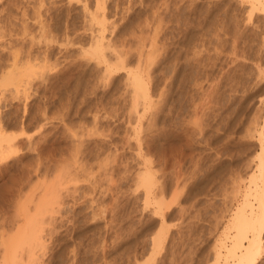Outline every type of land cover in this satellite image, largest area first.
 Instances as JSON below:
<instances>
[{"label": "rangeland", "instance_id": "374dc122", "mask_svg": "<svg viewBox=\"0 0 264 264\" xmlns=\"http://www.w3.org/2000/svg\"><path fill=\"white\" fill-rule=\"evenodd\" d=\"M39 1L0 0V54L8 50L10 42L19 59L26 61L28 57L26 65L23 60L20 63H44L42 69L47 66L44 73L48 71L44 76L47 86L43 84L37 93L32 88V98L27 102L14 99L10 91L0 87V126L6 134L21 140L14 150L23 149L12 150L3 161L7 163L0 162V221L13 218L22 208L33 214L35 200L59 193L60 209L52 213L55 223L44 226H53L54 233L49 239L44 233L46 249L36 264H212L217 242L223 239L229 244L223 229L243 201L260 152L258 135L264 126V0H257V9L253 10L254 0H107L103 26L96 19L84 17L88 13L81 8L82 0H72L71 4L67 0H44L38 8ZM87 2H92L89 9H94V0ZM47 9H52L51 19L44 14ZM38 19L47 26L42 27L44 31L39 29ZM53 22L57 24L55 29L50 25ZM95 28L103 37L113 39L117 50L122 46L120 50L127 49L129 66L148 86V106L143 112V105L138 106L141 113L136 134L132 94L124 86L128 82L126 71L120 69L103 82L100 75L104 63L90 59L87 52L84 55L89 58L80 54L84 48L90 50L89 39L98 34L92 31ZM46 30L49 36L44 37ZM55 37L62 43L45 41ZM66 37L71 43L65 42ZM29 40L31 46L39 44L38 48L36 44L30 46L35 52L28 49L34 59L25 50ZM39 48L45 59L38 54ZM139 54L143 61L140 67L136 62ZM26 69L22 73L26 74ZM48 82L54 86L50 88ZM44 87L48 90L43 93ZM24 139L32 140L35 147L27 150ZM141 170L153 173V181H157L147 199L145 189L138 186ZM158 196L164 198L160 204ZM249 201L256 208L252 197ZM7 224L4 230L10 226ZM260 240L255 264H264V233ZM220 261L229 263L223 258Z\"/></svg>", "mask_w": 264, "mask_h": 264}, {"label": "bare ground", "instance_id": "6f19581e", "mask_svg": "<svg viewBox=\"0 0 264 264\" xmlns=\"http://www.w3.org/2000/svg\"><path fill=\"white\" fill-rule=\"evenodd\" d=\"M44 2V0H40L38 3H39V5L41 4V5H43L44 3H40V2ZM46 1V0H45ZM75 1H80V3H81V0H75ZM107 0H94V4H93V7L92 8H94V9H89V5H92L91 3L89 4L88 2H87V0H82V3H83V6H81V8H83V11H84V13L86 14V13H88L87 15H84V17L86 18V16L89 18V21H93V20H95V22L98 20V23L101 25V26H103V23H104V21H105V15L106 14H104V12H103V10H104V8H105V2H106ZM252 1V0H251ZM257 0H254V2H252L251 3V9L253 10V9H255V7H256V9H257V6H255V2H256ZM50 2V1H49ZM53 2V0L51 1V3ZM56 2V1H55ZM71 2H72V0H67L66 1V3H68V4H71ZM79 3V4H80ZM88 3V4H87ZM116 3V2H115ZM35 4V3H34ZM50 3H48V5H49ZM58 4V3H57ZM117 4V3H116ZM38 6V8L40 7H42V6ZM66 5V4H65ZM110 5H111V3H110ZM126 5V4H125ZM246 5V4H245ZM258 5V4H257ZM36 6V7H37ZM56 7H57V5H55ZM54 6V7H55ZM60 6V5H59ZM122 6V5H121ZM33 7H35V6H33ZM46 7L47 6H45V9H46ZM53 7V6H52ZM53 7V8H54ZM55 7V9H57ZM62 7H64V6H62ZM67 7H68V5H67ZM79 7H80V5H79ZM115 7H117V6H115ZM114 7V8H115ZM128 7V6H127ZM66 8V7H65ZM190 8V7H189ZM35 9H37V8H35ZM64 9V8H63ZM62 9V10H63ZM106 9H108V8H106ZM43 10V9H42ZM72 10V9H71ZM115 10V9H114ZM130 10V9H129ZM37 11H39V10H37ZM45 11V10H44ZM43 11V12H44ZM51 11H52V9H51ZM50 11V12H51ZM55 11V10H54ZM80 11V10H79ZM86 11V12H85ZM110 11H111V9H110ZM125 11V10H124ZM50 12H48V9H47V13H46V11H45V13L44 14H49L48 15V17L47 18H50L51 19V16L50 15H52V13L50 14ZM56 12V11H55ZM61 12V11H60ZM248 12V11H247ZM252 12V11H251ZM37 14H38V12H36ZM62 13V12H61ZM83 13V14H84ZM30 14V13H29ZM54 14V13H53ZM58 14V13H57ZM60 14V13H59ZM58 14V15H59ZM121 14V13H120ZM138 14V13H137ZM50 16V17H49ZM250 16V15H249ZM40 17H43V20H44V16H40ZM55 17H57V16H55ZM54 17V18H55ZM63 17V16H62ZM61 17V18H62ZM35 18H36V16H35ZM53 18V17H52ZM58 18V17H57ZM64 18V17H63ZM83 18V17H82ZM87 18V19H88ZM248 18H250V17H248ZM56 19V18H55ZM55 19H54V21H55ZM60 19V18H59ZM86 19V20H87ZM107 19V18H106ZM58 20V19H57ZM57 20H56V23H57ZM64 20V19H63ZM84 20V19H83ZM33 21V20H32ZM38 21H39V19H38ZM47 21V20H46ZM51 21H53V20H51ZM59 21V20H58ZM85 21V20H84ZM88 21V20H87ZM86 21V22H87ZM48 22V21H47ZM60 22V21H59ZM59 22H58V24H59ZM62 22V21H61ZM83 22V21H82ZM107 22H109L108 20H107ZM38 23V25L40 26V28L39 29H41L42 27H43V23H42V20L41 21H39V22H37ZM54 23V22H53ZM64 23V22H63ZM93 24L94 22H89L88 24ZM5 24V23H4ZM98 24V25H99ZM12 25V24H11ZM20 25H21V23H20ZM47 25V24H46ZM50 25H53V27H54V25H57V24H50ZM114 25V24H113ZM183 25V24H182ZM39 26H36V27H39ZM90 27H91V25H89ZM93 26V25H92ZM95 26V25H94ZM187 26V25H186ZM185 26V27H186ZM21 27V26H20ZM23 27V26H22ZM21 27V28H22ZM46 28H47V26H45ZM45 27H43V28H45ZM52 27V26H51ZM63 27V26H62ZM66 27V26H65ZM64 27V28H65ZM75 26H73L72 28H74ZM97 27V26H96ZM155 27V26H154ZM182 27V26H181ZM2 28H4V27H2ZM43 28H42V30H43ZM57 29H58V27H56ZM60 28V27H59ZM114 28V27H113ZM1 29V28H0ZM38 29V31H41V30H39ZM53 29H55V27L53 28ZM63 29V28H62ZM67 29V28H66ZM82 29V28H81ZM103 29V28H102ZM155 29V28H154ZM23 30V29H22ZM36 30V29H35ZM50 30V29H49ZM49 30H48V32H49ZM58 30H61V29H58ZM85 30V29H84ZM100 30V29H99ZM110 30V29H109ZM114 30V29H113ZM186 30V29H185ZM44 31V30H43ZM43 31H41V32H43ZM51 31V30H50ZM54 31V30H53ZM52 31V32H53ZM56 31V30H55ZM54 31V32H55ZM62 31H64V30H62ZM94 33L97 31L96 30V28H95V31L94 30H92ZM100 31H102V30H100ZM5 32V31H4ZM37 32V31H36ZM40 32V33H41ZM51 32V33H52ZM65 32V31H64ZM98 32V31H97ZM111 32V31H110ZM171 32V31H170ZM46 33V34H45ZM61 33V32H60ZM67 33V32H66ZM81 33V32H80ZM6 34V33H5ZM43 34H45V35H43L44 37H47V30H46V32H44ZM52 34H54V33H52ZM57 34V33H56ZM58 34H59V32H58ZM77 34V33H76ZM103 34V33H102ZM101 34V32H98V34L96 33L94 36L92 35V37H91V39H89L90 40V44H89V42H88V44H89V48H90V50H85V48H84V51H82L81 50V52H83V53H80V54H83V56H87L88 55V53H89V55H90V57H92V58H90V59H93V58H95V60H97V61H99V60H101L103 63H104V65H103V74H101L100 75V77L101 76H103L102 78H100V79H102L103 80V82L107 79V81L109 80V79H111L112 77H113V74H115L118 70H120V69H124L126 72H125V80H127L128 82H126V81H124V83L126 82V84L124 85L125 86V89H126V85H127V87L129 88L128 90H130V92H128L127 91V93H131L132 95H131V100H132V109H133V112H134V114H135V119H136V121H135V125L136 124H139L140 123V121H139V119H140V109H138V106H142L143 105V108L141 109V111L143 112V111H145V107H147L148 105H146V101H147V99L149 98V89H148V86H147V84H146V81L143 79V77L140 75V74H138V72H136L137 70L135 69L134 70V68H131V66H129V59L130 58H128V51H126L127 49H125V50H120V49H122L123 48V46H122V48H120L119 50H117V48L116 47H118V46H115L116 44H115V42H111V41H113V39L111 40V39H107L105 36L103 37V35ZM112 34V33H111ZM110 34V35H111ZM176 34H178L177 32H176ZM3 35V34H2ZM22 35V34H21ZM23 35H25L24 34V32H23ZM62 35V34H61ZM65 35V34H64ZM73 35V34H72ZM80 35V34H79ZM89 35H91V34H89ZM107 35V34H106ZM27 36H29V35H27ZM35 36V35H34ZM38 36H40V35H38ZM49 36V35H48ZM50 36H52V38H53V35H50ZM56 36V35H55ZM60 36V35H59ZM67 36V35H66ZM2 37V36H1ZM0 37V38H1ZM44 37H42V38H44ZM72 37V36H71ZM154 37V36H153ZM48 38H50V37H48ZM77 38V37H76ZM88 38H90V37H88ZM106 38V39H105ZM23 39V38H22ZM34 39V38H33ZM38 39V38H37ZM61 39H63V38H61ZM65 39V38H64ZM64 39H63V43H64ZM75 39V38H74ZM86 39V38H85ZM156 39V38H155ZM175 39V38H174ZM174 39H173V41H174ZM189 39V38H188ZM31 40V39H30ZM30 40H29V47H27V49L25 48V50L26 51H28V49L29 48H31L32 46H34L36 43H34V45H30V44H32L31 42H30ZM48 41V42H50L51 44H53V43H58V40L59 39H56V37H55V39H45V41ZM70 40H71V38H70ZM70 40H69V38H67L66 37V39H65V42L67 41V43L69 42V43H71L70 42ZM124 40V39H123ZM182 40V39H181ZM192 40V39H191ZM235 40V39H234ZM2 41H3V39H2ZM22 41V40H21ZM26 41H28V40H26ZM31 41H33V40H31ZM60 41V40H59ZM61 43H62V41H60ZM120 42V41H119ZM186 42V41H185ZM184 42V43H185ZM191 42V41H190ZM22 43V42H21ZM49 43V44H50ZM112 43H114V45L113 46H115V49H114V47L112 46ZM117 43V42H116ZM215 43V42H214ZM6 44V43H5ZM45 44V46H49L48 45V43L47 42H45L44 43ZM43 44V45H44ZM59 44V43H58ZM64 44H66V43H64ZM74 44V43H73ZM119 44V43H118ZM187 44V43H186ZM9 45H10V47L8 46V45H6V46H4V47H9V48H11L13 45H11L10 44V42H9ZM155 45V44H154ZM2 46V45H1ZM31 46V47H30ZM35 46H37V44L35 45ZM41 46V45H40ZM52 45H50V47H51ZM61 46V45H60ZM120 46V45H119ZM191 46V45H190ZM3 47V46H2ZM24 47V46H23ZM39 47V44H38V46L36 47V48H38ZM42 48H44L43 46H41ZM68 47V46H67ZM113 47V48H112ZM201 47V46H200ZM206 47V46H205ZM9 48H8V50H9ZM34 48V47H33ZM36 48H35V50H36ZM47 48L48 47H46L45 49H43L44 51H46L47 50ZM109 48H110V50H109ZM164 48V47H163ZM179 48H180V46H179ZM198 48V47H197ZM3 49H5V48H3ZM39 49H41V48H39ZM66 49V48H65ZM75 49V48H74ZM83 49V48H82ZM108 49V50H107ZM124 49V48H123ZM129 49V48H128ZM182 49V48H181ZM200 49V48H199ZM7 50V51H8ZM34 51V49H30V51ZM38 50V49H37ZM60 50H61V47H60ZM184 50V49H183ZM196 50V49H195ZM2 50H0V52H1ZM6 50H4V52H5V54L7 53V54H9V52H7ZM24 51V50H23ZM22 51V52H23ZM42 51V49L40 50V51H38L39 53L38 54H41V58H42V53H40ZM43 51V52H44ZM50 51V50H49ZM109 51V53H107V52ZM136 51H140V50H136ZM193 51V50H192ZM200 51V50H199ZM4 52H3V54H0V60L2 61H0V87H3V90H4V88H6L5 90H8V91H10L11 92V94L13 95V98L14 99H19L20 100V98L21 99H23V100H25L26 102H27V99H29L28 97H31V94L29 93V91H31V89L32 90H34L35 92L37 91V90H39L40 88H41V86L44 84V85H46L47 86V84H46V80L48 79L47 77H44V76H46L47 75V72H46V74L44 73V70H45V67H47V66H43L44 68L42 69V64H44V63H42V64H40V63H36V64H38L37 66H35V64L30 60L31 58H33V57H31L32 55L31 54H33V53H30L29 51V57H31V58H29V63H30V61H31V63L29 64V66L27 65V66H24V65H26V63L25 62H28V57H25V58H27L26 59V61L25 60H23V59H19V58H21V57H17L18 55H16L17 53H15L14 51L12 52V48H11V53L9 54V57H7L8 55L6 54V56L4 57L3 55H5L4 54ZM21 52V53H22ZM25 52V51H24ZM35 52V51H34ZM87 52V53H86ZM152 52V51H151ZM163 52V51H162ZM161 52V53H162ZM2 53V52H1ZM13 53V54H12ZM59 53V52H58ZM60 53H62V55H63V51L62 52H60ZM84 53H86L87 55H84ZM139 53H141V51L139 52ZM196 53V52H195ZM18 54H20V53H18ZM28 54V53H27ZM26 54V55H27ZM38 54H35L34 53V55H35V58H36V60L38 59L37 58V55ZM43 54H45V53H43ZM79 54V55H80ZM142 54V53H141ZM148 54V53H147ZM25 55V56H26ZM33 55V56H34ZM46 55V54H45ZM45 55H43V57L45 56ZM48 55V54H47ZM61 55V56H62ZM67 55V54H66ZM65 55V56H66ZM78 55V56H79ZM129 55H130V53H129ZM133 55V54H132ZM149 55H151V54H149ZM153 55V54H152ZM193 55V54H192ZM200 55H201V53H200ZM2 56H3V58H8V60H7V58L6 59H2ZM28 56V55H27ZM59 56V55H58ZM60 56V57H61ZM76 56V55H75ZM82 56V57H83ZM146 56V55H145ZM148 56V55H147ZM46 57V56H45ZM45 57L44 58H42V59H45ZM69 56H67V58H68ZM84 57V58H85ZM88 58H89V56H87ZM22 58H23V55H22ZM24 58V59H25ZM48 58V57H47ZM57 58V57H56ZM63 58V57H62ZM66 57L64 58L65 60L67 59ZM78 58V57H77ZM80 58V57H79ZM78 58V59H79ZM143 58H144V56H143ZM34 59V58H33ZM32 59V60H33ZM40 59V58H39ZM42 59H40V60H42ZM60 59V58H59ZM73 59H75V58H73ZM81 59V58H80ZM136 59V58H135ZM154 59V58H153ZM189 59V58H188ZM190 59H192V57H190ZM7 60V61H6ZM20 60H23V63H24V65H23V63H20ZM65 60H62V61H64L65 62ZM83 60V59H82ZM147 60V59H146ZM25 61V62H24ZM73 61V60H72ZM84 61V60H83ZM101 61H99L98 62V64H103ZM187 61V60H186ZM198 61V60H197ZM22 62V61H21ZM44 62V61H43ZM61 62V61H60ZM96 62V61H95ZM137 63H135L134 64V67L135 66H137V65H139V67L140 66H142V65H140V64H142L141 62H143V61H141V56H140V54H139V56H138V58H137V61H136ZM173 62V61H172ZM194 62V61H193ZM33 63V64H32ZM46 63V62H45ZM68 63H72L71 61H67V64ZM73 63H74V61H73ZM75 63H76V61H75ZM187 63V62H186ZM28 64V63H27ZM32 64V65H31ZM46 64H48V62L46 63ZM59 64V63H58ZM66 63L65 64H63V65H67ZM77 64H79V62L77 63ZM97 64V63H96ZM100 64V65H101ZM137 64V65H136ZM146 64V63H145ZM183 64V63H182ZM68 65H71V64H68ZM74 65V64H73ZM72 65V66H73ZM99 65V66H100ZM149 65H150V63H149ZM188 65V64H187ZM25 67V68H22V67ZM38 66H41V67H38ZM60 66V65H59ZM198 66V65H197ZM26 69L27 67H29L28 69L29 70H27L28 72L25 74L24 72L22 73V69ZM35 67V68H34ZM61 67H62V64H61ZM64 67H66V66H64ZM69 67V66H68ZM67 67V68H68ZM139 67H135V68H139ZM32 68H34V69H32ZM39 70H38V69ZM143 68V67H142ZM62 69H64V68H62ZM133 69V70H132ZM141 69V68H140ZM16 70H18V71H16ZM20 70V71H19ZM65 70V69H64ZM122 70H120V71H122ZM147 70H148V67H147ZM57 71H59V70H57ZM68 71L69 70H67V73H68ZM74 71V70H73ZM84 71V70H83ZM141 71V70H140ZM186 71V70H185ZM16 72H18L19 74L17 75V73ZM20 72L22 73L21 75H20ZM61 72V71H60ZM75 72V71H74ZM190 72V71H189ZM29 73V74H28ZM78 73V72H77ZM28 74V75H27ZM195 74V73H194ZM22 75H25V77L23 76L22 77ZM27 75V76H26ZM96 76H99V74L97 75L96 74ZM147 76V75H146ZM48 77H49V75H48ZM193 77V76H192ZM195 78V77H194ZM53 78L51 77V82H53V84L55 83L53 80H52ZM105 79V80H104ZM190 79V78H189ZM50 80V79H49ZM48 80V81H49ZM97 80H99V79H97ZM181 81V80H180ZM199 81V80H198ZM45 82V83H44ZM197 82V81H196ZM201 82V81H200ZM49 83V82H48ZM91 83V82H90ZM168 83V82H167ZM50 84V83H49ZM193 84V83H192ZM43 85V86H44ZM52 84H50V88H52V86H54V85H52ZM79 85V84H78ZM163 85V84H162ZM9 86H11V87H9ZM49 86V85H48ZM190 86V85H189ZM9 87V88H8ZM168 87V86H167ZM200 87V86H199ZM198 87V88H199ZM48 88V87H47ZM46 87H44V89H43V93H44V90L46 89V90H48ZM49 88V89H50ZM1 89V88H0ZM164 89V88H163ZM46 90H45V92H46ZM97 90V89H96ZM125 91V90H124ZM123 91V92H124ZM197 91V90H196ZM39 92V91H38ZM41 92H42V89H41ZM40 92V93H41ZM50 92V91H49ZM126 92V91H125ZM124 92V93H125ZM161 92H163V91H161ZM161 92H160V94H161ZM37 93V92H36ZM39 93V94H40ZM5 94V93H4ZM10 94V95H11ZM104 94V93H103ZM159 94V95H160ZM198 94V93H197ZM7 95V94H6ZM33 95H36V94H34L33 93ZM120 95V94H119ZM195 95V94H194ZM39 96V95H38ZM43 96H46V95H43ZM105 96V95H104ZM118 96V95H117ZM162 96V95H161ZM190 96V95H189ZM35 97V96H34ZM40 97V96H39ZM120 97V96H119ZM32 98V97H31ZM122 98V97H121ZM160 98V97H159ZM3 99V98H2ZM45 99V98H44ZM108 99V98H107ZM151 99V98H150ZM179 99V98H178ZM103 100V99H102ZM125 100V99H124ZM83 101V100H82ZM109 101V100H108ZM123 101V100H122ZM129 101V100H128ZM149 101V100H148ZM157 101V100H156ZM177 101V100H176ZM196 101V100H195ZM42 102L43 103H45L43 100H42ZM94 102V101H93ZM104 102V101H103ZM131 102V101H130ZM151 102V101H150ZM159 102V101H158ZM153 103H155V102H153ZM34 104V103H33ZM36 104V103H35ZM130 104V103H129ZM140 104V105H139ZM147 104H148V102H147ZM195 105V104H194ZM130 106V105H129ZM193 106V105H192ZM43 107V106H42ZM112 107V106H111ZM35 108V107H34ZM110 108V107H109ZM108 108V109H109ZM158 108V107H157ZM180 108V107H179ZM36 109V108H35ZM130 109V108H129ZM25 110V109H24ZM111 110H112V108H111ZM110 110V111H111ZM43 111H45V110H43ZM84 111V110H83ZM88 111V110H87ZM104 111V110H103ZM109 111V112H110ZM129 111V110H128ZM41 112V111H40ZM106 112V111H105ZM159 112V111H158ZM100 113V112H99ZM104 113V112H103ZM84 114V113H83ZM108 114V113H107ZM41 115H43V113L41 114ZM45 115V114H44ZM114 115V114H113ZM122 115V114H121ZM143 115V114H142ZM15 116V115H14ZM106 116V115H105ZM153 116V115H152ZM1 117V116H0ZM42 117V116H41ZM95 117H96V115H95ZM98 117V116H97ZM109 117V116H108ZM128 117H129V115H128ZM7 118V117H6ZM92 118V117H91ZM121 118V117H120ZM142 118V117H141ZM146 118V117H145ZM182 118V117H181ZM9 119V118H8ZM113 119V118H112ZM118 119V118H117ZM144 119V118H143ZM149 119V118H148ZM32 120V119H31ZM95 120V119H94ZM97 120V119H96ZM95 120V121H96ZM147 120V119H146ZM151 120V119H150ZM21 121V120H20ZM102 121V120H101ZM116 121V120H115ZM139 123H138V122ZM148 121V120H147ZM94 122V121H93ZM129 122V121H128ZM137 122V123H136ZM186 122V121H185ZM43 123V122H42ZM45 123V122H44ZM95 123V122H94ZM98 123H99V120H98ZM151 123V122H150ZM150 123L148 122V124L150 125ZM180 123V122H179ZM92 124V123H91ZM152 124V123H151ZM2 125V124H1ZM7 125V124H6ZM5 125V126H6ZM67 125V124H66ZM65 125V126H66ZM72 125V124H71ZM135 125H133V126H135ZM153 125V124H152ZM38 126V125H37ZM40 126V125H39ZM38 126V128H41V127H39ZM46 126V125H45ZM162 126V125H161ZM183 126V125H182ZM262 126V125H261ZM61 127H63V126H61ZM67 127V126H66ZM136 127V128H135ZM135 127H133V128H135L136 129V132H135V134L136 133H138V126L136 125ZM140 128V127H139ZM150 128V127H149ZM185 128V127H184ZM261 128V127H260ZM63 129V128H62ZM66 129V128H65ZM131 129V128H130ZM150 129H152V128H150ZM183 129V128H182ZM118 130V129H117ZM133 130V129H132ZM91 131V130H90ZM89 131V132H90ZM186 131V130H185ZM261 131V130H260ZM77 132V131H76ZM88 132V131H87ZM108 132V131H107ZM147 132V131H146ZM80 133V132H79ZM86 133V132H85ZM103 133V132H102ZM114 133V132H113ZM160 133V132H159ZM185 133H187V132H185ZM257 133V132H256ZM46 134V133H45ZM68 134V133H67ZM73 134V133H72ZM82 134V133H81ZM124 134V133H123ZM129 134V133H128ZM146 134V133H145ZM153 134V133H152ZM193 134V133H192ZM49 135V134H48ZM65 135V134H64ZM69 135V134H68ZM106 135V134H105ZM104 135V136H105ZM127 135V134H126ZM138 135V134H137ZM148 135V134H147ZM66 136V135H65ZM82 136V135H81ZM84 136V135H83ZM82 136V137H83ZM87 136V135H86ZM259 137H258V140L260 141L259 143H258V146L260 147L259 148V150H260V152L258 153V156H257V163H256V166H255V169H254V171L252 172V176L250 177V179H249V182H248V184L247 185H249L248 186V189H247V191L245 192V194H243L244 195V198H243V201H241V203L236 207V209L233 211V213H232V216H231V218H230V220H229V224L226 226L225 225V227H224V236H226L225 238L226 239H228L229 240V244H227L226 245V243H225V241H223V239H220L217 243H218V245H216L217 246V249H216V252H215V257H214V261H212V264H219V261L223 258L224 259V261H226V262H228V260H229V263H226V262H224V263H226V264H255V262H256V257H257V254H258V252H257V249H259V246H260V242H261V240H260V237H261V234L262 233H264V126H262V131L259 133V135H258ZM38 137V136H37ZM68 137H70V136H68ZM107 137V136H106ZM145 137V136H144ZM147 137V136H146ZM18 136L16 137V135L15 136H10V135H8V134H6V132L4 131V129L2 128V126H0V162L2 161H4V160H6L7 158H9V154H11V153H15V152H17L18 150H20V149H16V150H14V147H16V143L17 142H21V140L18 138ZM26 138H27V136H26ZM97 138V137H96ZM103 138V137H102ZM125 138V137H124ZM143 138V137H142ZM187 138V137H186ZM83 139V138H82ZM189 139V138H188ZM25 140V139H24ZM37 140H38V138H37ZM47 140V139H46ZM152 140V139H151ZM257 140V141H258ZM32 140H30L29 141V139H27V141L25 140V146L24 147H26L27 148V150H32V148H34L35 147V144H34V147L32 146V142H31ZM40 141V140H39ZM42 141V140H41ZM80 142V141H79ZM85 142V141H84ZM93 142V141H92ZM141 142V141H140ZM144 142V141H143ZM150 142V141H149ZM35 143H37V142H35ZM81 143V142H80ZM89 143V142H88ZM94 143V142H93ZM102 143V142H101ZM125 143H126V141H125ZM142 143V142H141ZM23 144V143H22ZM40 144V143H39ZM39 144H38V146H39ZM78 144V143H77ZM118 144V143H117ZM19 145V144H18ZM21 145V144H20ZM24 145V144H23ZM37 145V144H36ZM51 145V144H50ZM71 145V144H70ZM32 146V148L30 149L29 147H31ZM79 146V145H78ZM93 146V145H92ZM40 147V146H39ZM52 147V146H51ZM71 147V146H70ZM113 147V146H112ZM13 148V149H12ZM42 147H40L39 149H41ZM58 148V147H57ZM74 148V147H73ZM81 148V147H80ZM79 148V149H80ZM99 148V147H98ZM38 149V148H37ZM36 148L34 149L35 151L37 150ZM113 149V148H112ZM12 150H13V152H12ZM87 150V149H86ZM95 150H98V149H95ZM21 152H23V149H21L20 150ZM19 151V152H20ZM24 151H25V149H24ZM38 151V150H37ZM52 151V150H51ZM101 151V150H100ZM103 151V150H102ZM69 152H71V151H69ZM97 152V151H96ZM119 152H122V151H119ZM146 152V151H145ZM9 153V154H8ZM45 153V152H44ZM87 153V152H86ZM107 153V152H106ZM26 153L24 152L23 153V155H25ZM39 154V153H38ZM72 154H74V153H72ZM76 154V153H75ZM103 154V153H102ZM109 154V153H108ZM136 154V153H135ZM69 155V154H68ZM11 156V155H10ZM40 156V155H39ZM42 156V155H41ZM49 156V155H48ZM74 157H75V155H73ZM88 156V155H87ZM110 156V155H109ZM94 157V156H93ZM37 158H38V156H37ZM72 159L71 160H73V157H71ZM113 158V157H112ZM36 159V158H35ZM46 159V158H45ZM63 160H65L64 158H62ZM75 159L76 158H74V162H75ZM81 159V158H80ZM97 159V158H96ZM101 159V158H100ZM109 159V158H108ZM111 159V158H110ZM114 159V158H113ZM62 160V161H63ZM107 160V159H106ZM68 161V160H67ZM125 161V160H124ZM151 161V160H150ZM1 162V163H2ZM65 162V161H64ZM80 162V161H79ZM100 162V161H99ZM105 162V161H104ZM103 162V163H104ZM139 162V161H138ZM144 162H148V161H144ZM152 162V161H151ZM160 162V161H159ZM4 163V162H3ZM5 163H7V162H5ZM4 163V164H5ZM81 163V162H80ZM102 163V164H103ZM106 163H109V162H106ZM124 163V162H123ZM37 164H39V162L37 163ZM36 164V165H37ZM55 164H57V163H55ZM79 164V163H78ZM87 164V163H86ZM100 164V163H99ZM149 164H150V162H149ZM42 165V164H41ZM47 165V164H46ZM82 165V164H81ZM85 165V164H84ZM98 165V164H97ZM107 165V164H106ZM136 165H139V164H136ZM152 166V165H151ZM43 167V166H42ZM63 167V166H62ZM81 167V166H80ZM127 167V166H126ZM142 167H144V166H142ZM70 168V167H69ZM29 169V168H28ZM37 169V168H36ZM63 169H64V167H63ZM110 169V168H109ZM145 169V168H144ZM148 168H146L145 170H147ZM66 170H67V168H66ZM123 170V169H122ZM138 170V169H137ZM149 170V169H148ZM147 170V171H148ZM58 171V170H57ZM56 171V172H57ZM142 172H138L139 174H137V178H138V183H140V184H138V186L139 185H141L142 187H143V189H145V194H144V197L145 196H147L148 194L150 195V193L152 192V191H150V189H153V187H152V185H153V182H154V184L157 182V181H153V180H155V178L153 179L152 177V175L151 174H153V173H151V172H147V171H144V170H141ZM45 175V174H44ZM59 177L60 176H58V179H59ZM92 179H94V178H92ZM134 180H137V179H134ZM90 181V180H89ZM93 181V180H92ZM53 182V181H52ZM55 182V181H54ZM160 182V181H159ZM50 184H51V182H50ZM44 185H47V183L46 184H44ZM55 185H56V182H55ZM54 185V188H56V186ZM156 185V184H155ZM164 185V184H163ZM247 185H246V187H247ZM49 186V185H48ZM140 186V187H141ZM154 186V185H153ZM252 186L254 187L253 189H252ZM152 187V188H151ZM156 187V186H155ZM47 188V187H46ZM57 188H58V186H57ZM138 188V187H137ZM160 189V188H159ZM21 190V189H20ZM55 190H57V189H55ZM251 190H253V191H251ZM144 191V190H143ZM157 191V190H156ZM170 191V190H169ZM46 192H47V190H46ZM58 192V191H57ZM49 193V192H48ZM47 193V194H48ZM52 193H54V189H52ZM73 193V192H72ZM158 193V195L160 194L159 192H157ZM156 193V194H157ZM10 194V193H9ZM51 194V193H50ZM50 194H48V195H50ZM57 194H59V193H57ZM55 195V193L52 195L51 194V196H48V195H43V197H40L38 200H35L36 202H35V205H34V212H33V214H27V209L25 208V210L22 208L21 209V211L22 212H17V214H15L14 215V217L13 218H10V219H12V220H10V219H6V218H2V220L0 221V227H1V230H0V264H36L37 263V261H38V259L40 258V256L42 255V257H43V254H42V252L41 251H43V250H45L46 248V242L45 241H47L48 239H49V237H51L52 235V233H54L53 231H52V228H53V226H51V228H48V230H47V228H45L44 229V226H47V223H49L50 225H52L53 223H55V220L53 219V218H55V214L53 215L52 213H54L55 212V210H58V209H60L59 208V204H60V202H59V198H60V196H59V198L57 197L58 195ZM163 194V193H162ZM26 195V194H25ZM24 195V196H25ZM155 196V195H154ZM159 196H161V195H159ZM158 196V197H159ZM26 197V196H25ZM24 197V198H25ZM250 197H252V199H254L255 200V202L257 203V206H256V208H253L254 206H253V204L252 203H250ZM146 198V197H145ZM160 198V197H159ZM159 198H157V199H159ZM35 199V198H34ZM147 199V198H146ZM155 199V198H154ZM153 200V199H152ZM156 200V199H155ZM161 200H164V198L162 199V197L159 199V204H160V201ZM15 201V200H14ZM143 201H144V199H143ZM148 201V200H147ZM147 201L145 202V203H147ZM102 202V201H101ZM157 202V203H158ZM15 204V203H14ZM24 204V203H23ZM64 204H66V203H64ZM99 204V203H98ZM156 204V203H155ZM21 205V204H20ZM148 205V204H147ZM19 206V205H18ZM159 205H157L156 207H158ZM25 207H27V206H25ZM107 207H108V205H107ZM160 207H162V205H160ZM15 208H16V206H15ZM31 208H32V206H31ZM112 208V207H111ZM18 209H20V208H18ZM30 209V208H29ZM13 210H14V208H13ZM24 210V211H23ZM100 210V209H99ZM155 210H157V209H155ZM160 210H162L161 208H160ZM160 210H157V212L158 211H160ZM19 211V210H18ZM161 212V211H160ZM28 213H29V211H28ZM31 213V212H30ZM67 213V212H66ZM156 213V212H155ZM53 215V217H52V215ZM13 215V214H12ZM48 215V216H47ZM70 217V216H69ZM230 217V216H229ZM1 218V217H0ZM58 218V217H57ZM66 218V217H65ZM112 218H114V217H112ZM122 218V217H121ZM59 220H60V218H59ZM63 220V219H62ZM117 220V219H116ZM47 221V222H46ZM54 221V222H53ZM61 222V221H60ZM112 222V221H111ZM7 223H9V224H7ZM45 223H46V225H45ZM7 224V226L8 225H10V226H8V227H6V230H4V226ZM49 224H48V226H49ZM107 224V223H106ZM113 227V226H112ZM61 228V227H60ZM117 228H118V226H117ZM54 229V228H53ZM59 229V228H58ZM113 229V228H112ZM120 229V228H119ZM111 230V229H110ZM56 231V230H55ZM44 233H46L47 235H48V239H46L45 237L47 236L46 234H44ZM57 233H58V231H57ZM55 235V234H54ZM229 235V236H228ZM157 235H155V238H158V237H156ZM158 236H159V234H158ZM58 237V236H57ZM160 237V236H159ZM163 238V237H162ZM52 239V238H51ZM152 240V239H151ZM154 240V239H153ZM157 240V239H156ZM159 240V239H158ZM152 243L154 242H156V241H151ZM153 243V244H154ZM152 244V245H153ZM158 245V244H157ZM154 246V245H153ZM37 247H38V249H37ZM261 248V247H260ZM35 249H37V250H35ZM52 251V250H51ZM53 252V251H52ZM224 252V253H223ZM44 253V252H43ZM45 254V253H44ZM51 255H52V253H51ZM50 255V256H51ZM54 255V254H53ZM57 257V256H56ZM51 258V257H50ZM125 258V257H124ZM151 258V257H150ZM41 259V258H40ZM45 260H46V258H44ZM54 260V259H53ZM56 260V259H55ZM129 260V259H128ZM47 261H48V259H47ZM146 261H149V260H146ZM46 262V261H45ZM221 262V261H220ZM43 263V262H42ZM47 263V262H46ZM45 263V264H46ZM156 263V262H155Z\"/></svg>", "mask_w": 264, "mask_h": 264}]
</instances>
